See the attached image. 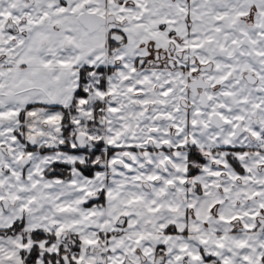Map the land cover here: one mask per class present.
<instances>
[{
	"label": "snow or ice",
	"instance_id": "snow-or-ice-1",
	"mask_svg": "<svg viewBox=\"0 0 264 264\" xmlns=\"http://www.w3.org/2000/svg\"><path fill=\"white\" fill-rule=\"evenodd\" d=\"M0 264H264V0H0Z\"/></svg>",
	"mask_w": 264,
	"mask_h": 264
}]
</instances>
